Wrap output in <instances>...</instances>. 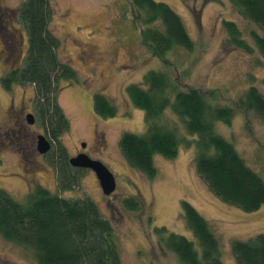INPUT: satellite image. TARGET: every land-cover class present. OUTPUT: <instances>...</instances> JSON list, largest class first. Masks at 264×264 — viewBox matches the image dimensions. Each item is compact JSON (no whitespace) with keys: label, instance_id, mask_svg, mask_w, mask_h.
<instances>
[{"label":"rangeland","instance_id":"1","mask_svg":"<svg viewBox=\"0 0 264 264\" xmlns=\"http://www.w3.org/2000/svg\"><path fill=\"white\" fill-rule=\"evenodd\" d=\"M22 1L4 0L5 16H12ZM160 1L170 4L181 16L196 44L191 51H171L167 55L170 67L142 42L143 26L135 21L129 0H51L55 15L50 28L60 38V56L76 70L72 82L62 78L58 83L59 102L71 124L63 138L68 159L75 157L79 148H86L85 152L114 174L115 191L105 195L92 169L76 168L69 162L62 167L54 145L46 154L34 152L33 133L48 135L35 107V122L30 123L26 137L22 136L25 131L19 132L16 126L13 136H0V189L20 202H26L29 192L38 186L62 197H91L115 227L122 264H183L177 254L162 246L158 230L166 227L193 236L180 214L181 201L186 200L219 237L225 264H239L232 242L264 233V204L257 210L244 211L213 192L195 165L194 141L198 135L187 132L185 122L170 108L160 121L176 128L179 137L193 144L182 141L173 158L157 154L154 177L129 165L120 139L125 132L144 134L148 129L146 112L133 105L127 86L142 84L149 70L166 71L179 88L200 89L208 102L234 109L230 123L214 122L215 131L230 141L246 164L264 179V119L241 104L251 86L264 94V55L258 49L247 53L232 47L225 24L235 21L253 45L250 32L263 34L264 30L241 15L230 0ZM14 23L25 38L18 31L17 37L5 44L0 32V124L4 120L13 123L7 114L11 95L16 106L34 95L32 84L7 90L1 83L9 67L22 64L27 52V32L19 20ZM98 92L116 106L115 116L105 117L95 111L94 95ZM62 168L71 178L64 180ZM71 180L74 183L69 186ZM131 199L139 209L129 207ZM0 264L39 262L30 247L0 233Z\"/></svg>","mask_w":264,"mask_h":264},{"label":"trees","instance_id":"2","mask_svg":"<svg viewBox=\"0 0 264 264\" xmlns=\"http://www.w3.org/2000/svg\"><path fill=\"white\" fill-rule=\"evenodd\" d=\"M230 1L241 15L264 30V0ZM129 2L135 11V21L143 26L142 42L149 44L165 65H171L167 56L171 51L195 48L183 19L170 4L160 0ZM54 15L51 0H23L16 8L12 17L27 32L28 47L23 63L9 67L1 83L7 90L15 85H33L35 109L64 167L70 160L63 138L71 124L59 102L58 83L62 78L72 82L76 70L60 56V38L50 28ZM225 28L232 47L247 53L258 49L264 55V33L250 32L253 45L248 36L244 38L235 21H226ZM126 91L133 105L145 110L148 127L144 134L125 132L120 139L121 151L131 167L154 177L157 154L173 158L182 141L192 146L191 140L178 136L176 128L171 129L160 121L170 108L185 122L187 132L198 135L194 141L195 165L213 192L244 211L257 210L264 204L263 177L214 128V122H231L232 107L209 103L200 89L179 88L166 71L160 70H149L142 84H130ZM241 104L264 119V94L256 86L248 89ZM94 108L105 117H113L117 112L116 106L101 92L94 95ZM63 175L64 180L71 178L65 171ZM73 183L71 180L69 186ZM130 201V208L139 209L133 199ZM180 214L193 236L161 227L158 232L162 246L177 254L183 264H225L219 237L207 219L186 200L181 201ZM115 231L111 220L89 196L62 197L38 186L29 192L26 202H20L7 190L0 189V233L8 240L30 247L39 264H122ZM232 252L239 264H264V233L234 239Z\"/></svg>","mask_w":264,"mask_h":264},{"label":"flooded vegetation","instance_id":"3","mask_svg":"<svg viewBox=\"0 0 264 264\" xmlns=\"http://www.w3.org/2000/svg\"><path fill=\"white\" fill-rule=\"evenodd\" d=\"M3 1L4 0H0V9H2L1 11V15L2 17H0V32L2 34V38L5 44H7L8 41H10V38H15L18 35V31L21 35V38H25L24 37V33L22 32V30L15 25L14 22H16L17 24V19L9 16V18L7 16H5V13L8 14V12H5L3 10ZM1 36V35H0ZM4 50V49H1ZM7 73V72H6ZM14 96L11 95L10 100H9V105L7 107V114L10 118L13 119V123L10 122L9 120H4L1 124H0V136H13L15 133V126L17 127V130L19 132L22 133V131L24 130L25 133L22 135L24 137H26L29 134V128H30V123L28 121V114L32 113L34 114V107H35V93L34 95L28 98L27 101H20L19 105L16 106L15 102H14ZM30 99V100H29ZM35 115V114H34ZM35 136H33L34 138V144H33V150L34 152H37V154L41 153L39 151L38 148V133H33ZM86 148H82V149H78V154H80L81 152H85ZM87 153V152H86ZM41 155H43V153H41ZM76 155V156H77Z\"/></svg>","mask_w":264,"mask_h":264},{"label":"water","instance_id":"4","mask_svg":"<svg viewBox=\"0 0 264 264\" xmlns=\"http://www.w3.org/2000/svg\"><path fill=\"white\" fill-rule=\"evenodd\" d=\"M29 123L33 124L35 122L34 114H28ZM86 143H83V147ZM38 148L43 154L48 153L52 149V143L44 135L40 134L38 136ZM70 163L76 168L92 169L99 179L101 188L105 195L112 194L116 189V179L114 174L110 169L100 160L93 159L88 153L81 152L76 157L70 158Z\"/></svg>","mask_w":264,"mask_h":264},{"label":"bare ground","instance_id":"5","mask_svg":"<svg viewBox=\"0 0 264 264\" xmlns=\"http://www.w3.org/2000/svg\"><path fill=\"white\" fill-rule=\"evenodd\" d=\"M37 140H38V138H37ZM53 148V147H52ZM76 157V156H75ZM71 164V163H70ZM71 166H73L72 164H71ZM74 167V166H73ZM98 178V177H97ZM99 180V179H98ZM103 191V190H102Z\"/></svg>","mask_w":264,"mask_h":264}]
</instances>
